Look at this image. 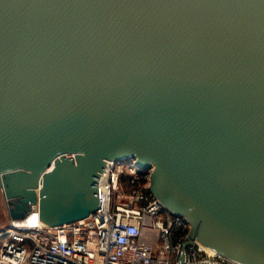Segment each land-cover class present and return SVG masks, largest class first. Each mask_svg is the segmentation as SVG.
Wrapping results in <instances>:
<instances>
[{
  "label": "water",
  "instance_id": "obj_1",
  "mask_svg": "<svg viewBox=\"0 0 264 264\" xmlns=\"http://www.w3.org/2000/svg\"><path fill=\"white\" fill-rule=\"evenodd\" d=\"M125 160L188 221L178 264H264V0H0L10 220L87 217Z\"/></svg>",
  "mask_w": 264,
  "mask_h": 264
},
{
  "label": "built area",
  "instance_id": "obj_2",
  "mask_svg": "<svg viewBox=\"0 0 264 264\" xmlns=\"http://www.w3.org/2000/svg\"><path fill=\"white\" fill-rule=\"evenodd\" d=\"M150 173L134 160L106 161L92 213L48 226L33 207L0 229V264H178L190 226L149 193ZM185 251V264H237L196 240Z\"/></svg>",
  "mask_w": 264,
  "mask_h": 264
},
{
  "label": "rangeland",
  "instance_id": "obj_3",
  "mask_svg": "<svg viewBox=\"0 0 264 264\" xmlns=\"http://www.w3.org/2000/svg\"><path fill=\"white\" fill-rule=\"evenodd\" d=\"M10 223V218L8 215V210L5 202V198L0 189V229L8 226Z\"/></svg>",
  "mask_w": 264,
  "mask_h": 264
}]
</instances>
